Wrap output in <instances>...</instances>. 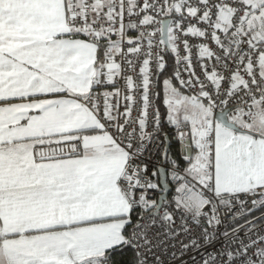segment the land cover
Listing matches in <instances>:
<instances>
[{"label":"snow or ice","instance_id":"snow-or-ice-1","mask_svg":"<svg viewBox=\"0 0 264 264\" xmlns=\"http://www.w3.org/2000/svg\"><path fill=\"white\" fill-rule=\"evenodd\" d=\"M189 261L264 264V0H0V264Z\"/></svg>","mask_w":264,"mask_h":264},{"label":"trees","instance_id":"trees-1","mask_svg":"<svg viewBox=\"0 0 264 264\" xmlns=\"http://www.w3.org/2000/svg\"><path fill=\"white\" fill-rule=\"evenodd\" d=\"M168 64H169V67H168V73L170 74L171 71H172V64H173V62H172L171 59L168 60ZM161 79H163V77H162ZM161 111H162V112L164 111L163 108L161 109ZM164 130L167 131V132H169L170 134H171V132H172V130L169 129L167 126H165V129H164ZM176 148H177V145H176L175 142H174V143H173V150L175 151Z\"/></svg>","mask_w":264,"mask_h":264},{"label":"built area","instance_id":"built-area-1","mask_svg":"<svg viewBox=\"0 0 264 264\" xmlns=\"http://www.w3.org/2000/svg\"><path fill=\"white\" fill-rule=\"evenodd\" d=\"M197 72L199 73L200 72V69L197 68ZM257 215H259V213H257ZM197 259H199V257H197ZM188 264H191V262L189 261Z\"/></svg>","mask_w":264,"mask_h":264}]
</instances>
